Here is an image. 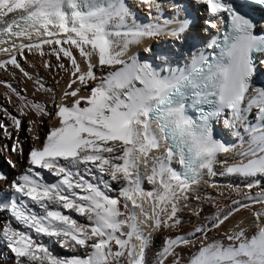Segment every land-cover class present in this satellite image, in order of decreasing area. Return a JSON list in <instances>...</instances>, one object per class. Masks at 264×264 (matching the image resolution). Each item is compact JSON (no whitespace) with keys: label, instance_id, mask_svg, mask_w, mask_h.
Segmentation results:
<instances>
[{"label":"snow or ice","instance_id":"6c2138e0","mask_svg":"<svg viewBox=\"0 0 264 264\" xmlns=\"http://www.w3.org/2000/svg\"><path fill=\"white\" fill-rule=\"evenodd\" d=\"M143 2L152 4V0ZM205 2L213 15L226 12L231 16L232 35L225 39H231L232 43L225 45L215 61L203 55L194 56L190 66L169 69L163 75L134 56L124 58L129 44L145 36L158 35L159 27H128L129 12L123 0H0V36L7 37L0 39V44L11 41L10 47L19 51L35 48L41 50V56L44 55L42 45L66 44L68 47H54L52 53L58 60L62 53L71 61L74 77L68 83V90L62 93V102L56 106L59 126L52 127L42 147L33 148L30 153L32 166L47 169L60 179L45 183L41 173L33 172L30 167L12 183L19 195L8 203L0 201V207L10 211L11 217L24 229L13 228L8 223L0 234L15 254L17 264H122L125 256L127 264H143L148 237L139 225H148L153 230L175 227L179 223L175 218L181 201L189 198L188 194L205 174H216L214 166L220 162V153L234 151V146L214 138L209 123L225 109L231 111L232 119L226 121L230 127H235V122L254 107L259 121L245 129L249 133L248 147L239 153L252 159L231 165L224 162L226 172L253 180L258 175L264 176V88L249 98L255 72L252 53L264 50V37L254 36L252 22L231 4L224 0ZM256 2L264 5V0ZM9 14H13L11 20L6 19ZM113 20L118 21L114 25L116 29L128 30L108 31ZM211 26L215 28L216 24ZM186 27L187 21H182L171 35L179 39ZM34 33L44 38L38 43H24L31 41ZM61 34L62 38H57ZM113 37H123L119 50ZM16 39L21 41L19 45ZM214 46L215 41L208 45ZM73 48L86 61L85 69L77 62ZM8 50L0 48V51ZM10 63L20 67L15 57ZM111 66L119 67L102 76L87 95H81L82 90L89 89L90 81L97 80L94 69ZM45 67L51 64L46 61ZM78 83L82 87H74ZM204 105L213 110L206 112ZM33 107L41 111L39 105ZM190 108L198 111L197 118L188 114ZM13 120L19 127L20 121L15 117ZM4 128L0 124V129ZM162 141L168 142L167 151L157 156L154 150L162 147ZM175 157L184 166L182 172L170 166ZM149 167L151 174L147 180L155 187L145 192L141 187L142 168ZM80 168L89 175L96 173L105 189L111 188L105 177L121 182L119 196L123 197V204L120 199L107 195L98 184L86 181ZM255 183L259 184V180ZM252 187L253 183L247 184L248 189ZM236 191L240 193L239 189ZM241 194L253 204L264 205V189L255 196L248 192ZM149 200L150 211L144 207ZM30 204L41 211L33 210ZM233 204L251 207L240 201ZM60 208L79 213L89 223L78 224ZM137 208L144 217L142 221L138 220ZM251 211L257 221V231L251 239L241 228L226 237L227 243L215 241L202 245L188 264H264V208H251ZM231 214L230 211L228 215ZM33 231L37 236L55 238L64 248L84 247L91 251L83 257H57L48 246L33 239ZM133 238L139 243H133ZM113 244L118 250H113ZM182 244L190 241L181 236L169 238L158 264H165L169 256L173 258L172 264H182L176 253V247Z\"/></svg>","mask_w":264,"mask_h":264},{"label":"bare ground","instance_id":"6f19581e","mask_svg":"<svg viewBox=\"0 0 264 264\" xmlns=\"http://www.w3.org/2000/svg\"><path fill=\"white\" fill-rule=\"evenodd\" d=\"M167 1L152 0L153 10H150V6L147 3L141 7L137 1L124 0L123 2L129 12L126 17L128 27L132 25L142 29L149 26L154 29L159 27L158 35L145 36L140 38L139 42L129 44L127 55L124 58L128 59V57L134 56L140 63H149L153 68L161 71L163 75H167L169 69L183 68L193 60L194 56L200 54V47L192 48L190 41L194 37L198 39L204 38L202 28L204 23L207 22L201 16L204 13L208 16L202 3H200V8L197 12L194 3L187 0H178L189 15L188 27L191 28H187L179 39H173L171 32H168L170 24H164L163 21L156 17L159 9L166 17L172 14L171 10L174 6L163 7ZM144 9H149V11L147 12ZM12 16L13 14H9L6 19L11 20ZM149 16L153 17V19L147 20ZM117 22L113 20L107 30H128V28L116 29L114 25ZM212 24H215V22L209 24L210 28ZM212 32L213 27L209 33L211 34ZM43 38V36L37 37L34 33L32 40H25L24 43H38ZM57 38H62V34ZM0 39H7V37L0 36ZM113 40L117 42L116 50H119V47L122 46L123 37H113ZM20 42L19 39H16L17 45ZM10 44L11 41L0 44V48L9 49L7 52L0 51V124L5 126L4 129H0V150L1 154L5 156V159L0 156V176L4 177V179H0V201L3 203H8L14 196L19 195L12 187V183L25 174L30 167L33 172L39 171L41 173L45 183H56L60 179V177L50 173L47 169L32 166L30 153L33 148L42 147L52 127L59 126L56 117V106L62 102V93L68 90V83L74 78L71 76V61L64 57L62 53L58 60L56 55L52 53L54 47L59 49L60 47H68V45H42L44 55L41 56V50L25 48L19 51L16 48H11ZM73 55L81 65L82 70L85 69L86 61L79 55V51L73 48ZM13 57L16 58L20 67L10 63ZM95 59L93 57L94 62ZM46 61L51 64V67H45ZM60 64L65 67L60 68ZM118 67L111 66L103 70L94 69L97 80L90 81L89 89L82 90L81 95H87L90 88L96 86L102 76H107L109 72ZM25 72L27 75L24 74ZM261 75L256 67L253 75L255 78H252L250 82L251 88L252 86H259V89L264 88V72ZM78 86L82 87L79 83L74 85V87ZM137 86H140L138 82ZM33 105H39L41 111H37ZM245 115L247 116L244 121L247 123L252 125L259 123L255 107L251 111L246 112ZM13 117L20 121L19 127L15 125ZM231 144L232 141H228L227 145ZM14 147L16 150H13ZM247 147L248 144L245 143L241 150L218 155V161L220 162L214 166L216 174L214 176L205 174L200 183L194 186V190L188 194L189 198L186 201H181L180 210L175 218L179 220V223L175 227L153 230L148 225H139L144 230V235L148 237V245L142 256L143 264H158L161 259V252L169 238L175 239L177 236H181L190 241V244H182L176 247L177 256L182 264H188L191 256L202 245L211 244L215 241L227 243L226 237L239 232L241 228L248 239H251L256 234L257 221L252 215L251 208L261 210L264 205L253 204L251 200L246 199L241 193L248 192L250 195L255 196L261 192L264 189V176L258 175L255 180H259V184H256L253 178L227 173L224 163L227 162L228 165H231L235 162H246V160L251 159V156L246 158L239 155ZM164 149L162 141V147L159 150H154V154L159 156L164 153ZM170 166L178 172L182 169L178 157H175L170 162ZM73 171H77V169H73ZM79 171L86 181L98 184L102 191H105L111 198L120 199L121 205L123 204V197L119 196V190L123 186L121 182L111 181L110 178L105 177L111 185L110 189H105L96 178V173L89 175L83 168H80ZM142 173L144 174V179L141 181V187L145 192L152 191L155 186L147 180V175L151 174V168H142ZM7 182L8 186L5 187L4 185ZM248 183H253L251 189L247 188ZM236 189H239L240 193ZM81 194L84 193L81 192ZM197 196L199 199H197ZM233 201H240L251 207L247 209L240 208L238 204H233ZM151 203L150 200L145 202L144 207L146 210H151ZM29 206L37 212L41 211L36 205L30 204ZM236 208H239V210L234 211L233 209ZM59 210L66 215L72 216L78 224L86 225L89 223L86 217L70 209L60 208ZM121 211H125L123 207H121ZM135 211L138 215V220L142 221L144 217L139 215V208L135 209ZM230 211L232 214L228 215ZM224 216H228V218L224 220ZM217 217H219V220H223V223H219ZM8 223H11L13 228L24 230L23 226L18 225L14 218L11 217L10 211L0 207V234H2L3 226ZM214 224H218V227H214ZM31 234L34 240L44 243L52 254L57 257L70 258L73 255L83 257L91 251L90 248L78 247L73 250L64 248L61 245L57 246V249L52 250L51 246L56 242L55 238H49L43 234L37 236L34 231ZM122 238L127 239L126 236ZM132 242L139 243L135 238H133ZM113 250H118V246L113 244ZM137 250L139 251V249ZM172 259L169 256L165 264H172ZM0 264H17L15 254L7 247V241L3 239L2 235H0ZM122 264H127V256L122 258Z\"/></svg>","mask_w":264,"mask_h":264},{"label":"rangeland","instance_id":"374dc122","mask_svg":"<svg viewBox=\"0 0 264 264\" xmlns=\"http://www.w3.org/2000/svg\"><path fill=\"white\" fill-rule=\"evenodd\" d=\"M257 70H258V71L260 70L259 67H257ZM263 70H264V69H263ZM259 72H260V75H261V73H262V75H263V72H262L261 70H260ZM262 75H261V76H262ZM257 77L260 79V77H259L258 75H257ZM0 156L3 157V158L5 159V156L1 154V150H0ZM4 186L7 187V186H8V182H7V184L5 183ZM57 246H60V244H58L57 242H55L54 245L51 246V247H52V250H53V249H54V250L57 249ZM61 246H62V245H61Z\"/></svg>","mask_w":264,"mask_h":264}]
</instances>
